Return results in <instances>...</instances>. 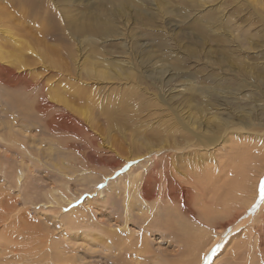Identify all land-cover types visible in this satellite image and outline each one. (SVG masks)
<instances>
[{
  "label": "rangeland",
  "instance_id": "1",
  "mask_svg": "<svg viewBox=\"0 0 264 264\" xmlns=\"http://www.w3.org/2000/svg\"><path fill=\"white\" fill-rule=\"evenodd\" d=\"M120 2L137 23L124 35L102 40L100 31L94 34L92 28L101 30L114 20L110 11ZM28 4L29 0H0V22L31 44L34 53L40 50L49 62L46 65L53 66L46 68L38 56L27 51L23 59L33 68L30 79L39 77L44 85L24 92L21 85L7 88L0 82V264H170L183 258L196 263L203 254L208 264H264L258 235L251 253L247 246L240 248L246 238L238 233H244L245 227L233 230L221 244L213 246L216 239L212 240L199 255H179L185 249L183 240L161 228L153 201L146 203L135 189L124 187L137 174L144 175L148 167L141 158L124 160L135 153L143 156L149 146L159 142L153 128L164 123L166 115L178 113L183 122L197 119L196 124L204 127L212 112L234 118L251 113L247 130L264 132V125L258 124L259 117H264V108H260L264 107V0H73L66 15L76 23L66 26L53 0ZM151 23L156 28L164 26V33H153ZM140 26L145 27L144 32ZM0 42L6 52L15 50L8 36L0 34ZM255 42L257 45L248 48ZM78 51L80 62L104 61L112 73L121 74H114L104 84L83 70L77 73L69 56ZM125 73L129 76L123 77ZM193 76L197 86L190 91L185 77ZM164 79L172 88L158 89ZM50 84L88 114L87 118L76 114L83 119L81 131L48 127V117L61 110L53 106L41 113L32 94L50 91ZM219 90L226 94L220 96ZM161 91L169 103L165 111L154 105V97ZM207 100L215 107L209 109ZM142 101L151 106L150 111L140 108ZM97 135L105 142H98ZM231 136L213 154L218 160L233 156L231 142L244 139L240 147L254 144L255 135L247 134L238 141ZM106 145L116 154L105 150ZM89 153L107 157V161L89 163ZM152 156V161L158 159L157 154ZM253 158L246 166L248 182L257 177L260 191L264 154L258 150ZM114 159L121 162L112 171ZM229 178L233 179V173ZM144 204L156 216L144 231L148 249H120L127 237L134 244L142 238ZM234 234L237 239H231Z\"/></svg>",
  "mask_w": 264,
  "mask_h": 264
},
{
  "label": "bare ground",
  "instance_id": "2",
  "mask_svg": "<svg viewBox=\"0 0 264 264\" xmlns=\"http://www.w3.org/2000/svg\"><path fill=\"white\" fill-rule=\"evenodd\" d=\"M29 1L30 4L28 5L30 6L34 0ZM59 1L61 2L59 3ZM53 3L56 9L63 15L62 18L65 26L69 22H75V18L73 16V18H70L71 15H66L67 12L70 11L73 0H53ZM110 15L115 16V19L105 23L104 28L101 30L96 27L92 28L94 34L100 31V34L104 36L102 40L117 34L124 35L128 32V29L132 27L131 25L133 23H137L135 22V19L130 17L129 11L124 9V2L118 3L115 10L110 11ZM151 26V31L153 33H164V26L156 28L154 23H151ZM140 27L142 28V32H144L145 27ZM13 31L14 30L5 27L0 22V34L8 36L12 43L15 44V50L9 53V51L6 52L4 50L0 42V82L6 85L7 88L10 87L19 89V86L21 85L22 88H20V90L22 89L24 92H27L29 89L34 87L38 88L39 84L44 85L43 79L39 77L30 79V73L33 68L30 69L31 66L23 59V54L27 51L34 53V47L31 44H27L24 39H21L22 36L20 37ZM101 31H104L106 35H104ZM255 45H257L256 42L254 44H249L248 48L252 49ZM40 52L41 51L39 50L38 53L34 54L43 61L44 65H46L48 61L46 62L44 60V57L41 56ZM80 56L81 54L79 51L77 55L69 56L74 66H76L75 68H77L76 72L78 73L80 70H83L86 72L88 77L93 78L95 81L106 84V81H110L109 79H112L114 74L118 73V75H120L122 72L119 71L112 73L109 70V67H107L108 64H105L104 61H102L101 64H98L97 59L90 61L84 60L83 62H80ZM256 60L257 58L255 59V62ZM221 62L223 63V60H221ZM85 63L90 64L93 68H90ZM51 66L53 65L47 64L46 68H51ZM35 75L36 74L32 76L34 77ZM125 75L127 77L129 76L128 73H125L123 77ZM194 78V76L192 78L185 77V83H187V87L190 91L197 86V79ZM164 86L172 88L170 81H165V79L160 80L158 89L162 90ZM77 90L80 91V88ZM219 92H221L219 93L220 96L224 94L222 90H219ZM32 95H34L33 98L37 101V107L43 114H46L53 106L60 108L61 111L59 114L52 115V113V116H47L49 118L47 119V125L50 129L58 131L68 129L72 132L80 129L81 131L83 119H80V117L78 118L77 116L81 115L82 117L84 116L87 118L88 114L81 108H79L81 111L75 108L73 103H71V99L66 98L61 90H58L56 86H52V84H50V91L47 92L45 90L42 92L41 89V91H35V94ZM238 95L240 94L235 92V96ZM166 97L167 94L164 91L163 93L161 91L160 95L154 97V100L156 101L154 105L159 107L162 111H165V105L169 104ZM237 98L239 99V97ZM207 101L208 102L206 103L209 109L215 107L213 101ZM255 106L258 108V105ZM149 107H151L149 104L142 101L140 108L149 110ZM171 107L169 108L168 106V109H172ZM76 114L78 115L76 116ZM166 116L167 120L165 119L164 123L153 128V130L160 136L159 142L157 141L158 143L149 146L148 150L143 153V156H140V154L136 155L135 153L133 158H126L124 160L138 161V159L141 158L148 166L144 175L140 176L139 173L130 181L124 183V187L126 186L125 189H135L136 194L146 203L153 201V209L157 212L155 214H158L162 221L161 224H163V226L161 225V228L165 227L168 231L172 232L171 234L176 235L177 237L180 236V240H183L185 245V249H183L184 254L182 253L179 255L184 257L186 256L187 258L196 254L199 255L205 245L210 244L212 240L216 239L213 246L216 243L221 244L229 237L233 230L238 231L237 229L240 227H245L244 233L242 231V233L237 232L238 235L241 234L237 236L241 237L244 234L245 236H243L246 238L240 248L244 249V246H247V251L250 252L253 249V247H251L252 242L254 239L256 241V237L258 235L259 238L257 242L259 241L261 253L264 255V198H262V195H264V193H262V189H264V179L262 181V187L260 191H258L259 181H256L257 177L248 182L249 175L246 168L255 152L261 150L262 154H264V132L258 133L257 130H247V126H249L248 124L251 123L252 119L251 113L241 115L239 118L235 117L236 119H239V121H236L234 116H220L217 112H212L210 117H208L207 120H204V127H202L200 123L196 124L197 119L194 121L189 119L183 122V116L178 113H175L174 116H172V114ZM159 118L161 119L160 116ZM259 118L260 120L258 124L264 125V123H260L264 121V117ZM167 121L170 123L168 124ZM218 130L224 131L219 135H215ZM90 133L93 132L91 131ZM247 134L249 136L255 135L254 144L251 146L240 147L242 142H244V139L242 142H231L233 146L232 150L235 152L233 156L229 157V160H218L213 155L217 151L219 145H224L225 143L231 141V135L235 137L234 141H238L241 137L245 138ZM97 139L98 142H105V140H103L99 135H97ZM250 142L248 145L252 143ZM245 144L247 143L245 142ZM104 148L105 150L116 154V150H112L109 145L104 146ZM153 154H157L158 159L152 161L151 159ZM235 156H238L237 159ZM167 160L169 161L167 162ZM87 161L89 163L101 164L107 161V157L100 158L96 157V155L94 156L92 153H89ZM120 162L121 159H114L110 163V166L114 169L112 171H115V169L119 167ZM144 164H142V167ZM231 173H233L232 180H230V178L228 179ZM240 173H242V177H240ZM187 183L191 185H188ZM225 186L227 189L224 191ZM146 207L148 206L145 204L142 205V208L145 210L142 217L143 223L145 222V225L142 227V238H139V240L137 242L135 241L136 243L134 244L133 241L128 242L130 239L129 237H131L128 235L129 237H127L122 243L124 245L120 246V249L123 247L127 250L133 249L135 251H145L146 247L148 249L147 239L143 238L144 236H147L144 231L147 229L146 226L151 227L153 225V219H155L156 216L155 214H151L149 207L148 209ZM70 219L72 218H69V220ZM234 226H236L234 229L231 228ZM207 229H211L213 233L211 231L208 232ZM172 230L175 231V234ZM236 231H234V233ZM176 232L178 234H176ZM236 234H234L231 239H237L238 237ZM219 236L221 239L218 240L217 237ZM205 256L206 255L203 254V256L196 263L194 261L192 263L187 262V260L184 261V258L182 257L183 259H179L178 261H174L170 264H208L209 261H205ZM162 264H165V262Z\"/></svg>",
  "mask_w": 264,
  "mask_h": 264
},
{
  "label": "snow or ice",
  "instance_id": "3",
  "mask_svg": "<svg viewBox=\"0 0 264 264\" xmlns=\"http://www.w3.org/2000/svg\"><path fill=\"white\" fill-rule=\"evenodd\" d=\"M262 193H264V189H262ZM262 198H264V195H262Z\"/></svg>",
  "mask_w": 264,
  "mask_h": 264
}]
</instances>
